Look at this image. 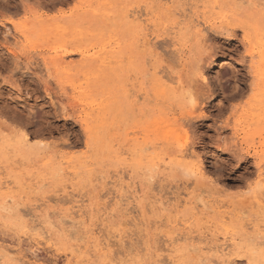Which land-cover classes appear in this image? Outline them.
<instances>
[{"label": "rangeland", "instance_id": "rangeland-1", "mask_svg": "<svg viewBox=\"0 0 264 264\" xmlns=\"http://www.w3.org/2000/svg\"><path fill=\"white\" fill-rule=\"evenodd\" d=\"M262 241L264 0H0V264H264Z\"/></svg>", "mask_w": 264, "mask_h": 264}, {"label": "bare ground", "instance_id": "bare-ground-1", "mask_svg": "<svg viewBox=\"0 0 264 264\" xmlns=\"http://www.w3.org/2000/svg\"><path fill=\"white\" fill-rule=\"evenodd\" d=\"M130 14V13H129ZM199 15V14H198ZM130 16V15H129ZM125 18H128V15H126L125 16ZM187 28V27H186ZM56 29V28H55ZM203 32V31H202ZM23 34V33H22ZM25 36V35H24ZM146 44H147V42H146ZM64 50V49H63ZM83 53V52H82ZM176 54V53H175ZM105 58V57H104ZM104 58H103V60H104ZM202 59V58H201ZM208 68H210L211 69V67H208ZM124 83V82H123ZM163 92V90L162 89H157V93H159V94H163L162 93ZM115 100V99H114ZM106 106V105H105ZM106 107H109V106H106ZM103 113H104V111H103ZM190 113V112H189ZM105 118V117H104ZM194 118H196L195 116H194ZM193 118V119H194ZM106 119V118H105ZM187 119V118H186ZM107 120V119H106ZM108 121V120H107ZM162 121V120H161ZM105 122V121H104ZM154 122V124H153V126L152 127H157L158 125H159V120L158 121H153ZM188 122H190V121H188ZM103 123V122H102ZM107 123V122H106ZM104 125H105V123H104ZM155 129V128H154ZM163 129V128H162ZM158 135V134H157ZM166 136H168V135H166ZM169 137H171V136H168V139H169ZM175 139L176 140H179L180 139V136L179 135H176L175 136ZM186 140V139H185ZM27 141V140H26ZM187 141H188V139H187ZM181 145V144H180ZM184 146H185V144H184ZM183 146V147H184ZM184 154V153H183ZM182 156V155H181ZM184 157V156H183ZM194 166V165H193ZM196 170V169H195ZM108 184V183H107ZM122 190V189H121ZM253 203V202H252ZM254 204V203H253ZM260 210V209H259ZM28 225H30V224H28ZM37 225L38 224H35V225H32L31 224V226L29 227V228H27V232L25 233V235L24 236H26L25 237V239H27V240H29V241H31V242H35V243H38L39 241H41V238H43L42 237V233L41 232H38V229H36V227H37ZM152 226V225H151ZM28 227V226H27ZM23 236V237H24ZM147 238V237H146ZM44 239V238H43ZM39 240V241H38ZM102 240V239H101ZM169 240V239H168ZM103 246V245H102ZM213 246V245H212ZM221 246L222 245H218L217 246V244L216 245H214L213 246V248H215V252L216 253H221V255H223V256H225V252H224V249H222L221 248ZM2 253H4V254H2V255H9L8 253V249H7V247H3L2 248ZM70 259L69 260H67V264H72V260L73 261H76V262H78L77 260H76V256H74V252H72L71 254H70ZM21 259V258H20ZM19 259V260H20ZM72 259V260H71ZM160 260V259H159ZM229 260L230 259H228V262H229ZM231 261V260H230ZM21 262V261H20ZM28 264H29V262H27ZM230 263V262H229ZM21 264H26V262H21ZM30 264H32L31 262H30Z\"/></svg>", "mask_w": 264, "mask_h": 264}, {"label": "snow or ice", "instance_id": "snow-or-ice-1", "mask_svg": "<svg viewBox=\"0 0 264 264\" xmlns=\"http://www.w3.org/2000/svg\"><path fill=\"white\" fill-rule=\"evenodd\" d=\"M262 243H264V241H262ZM110 264H126V262L123 259H121L120 261L113 259ZM162 264H167V262L163 261ZM248 264H252V262L249 260Z\"/></svg>", "mask_w": 264, "mask_h": 264}]
</instances>
